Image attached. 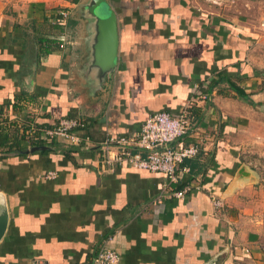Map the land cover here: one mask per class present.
<instances>
[{
  "label": "crops",
  "instance_id": "1",
  "mask_svg": "<svg viewBox=\"0 0 264 264\" xmlns=\"http://www.w3.org/2000/svg\"><path fill=\"white\" fill-rule=\"evenodd\" d=\"M86 1L0 0V126L15 123L27 136L32 123L49 127L75 115L87 138L42 140L46 154L0 155V264H89L101 246L116 250L120 264H264V227L243 201L237 207L251 184L239 172L233 136L264 112L260 35L188 0H106L117 17L118 50L103 75L91 62ZM188 103L193 128L177 142L200 150L191 158L198 171L177 166L179 183L191 176L185 196L175 197L158 172L100 167L107 134L128 135L147 115L176 114ZM50 170L54 178L45 177Z\"/></svg>",
  "mask_w": 264,
  "mask_h": 264
},
{
  "label": "built area",
  "instance_id": "2",
  "mask_svg": "<svg viewBox=\"0 0 264 264\" xmlns=\"http://www.w3.org/2000/svg\"><path fill=\"white\" fill-rule=\"evenodd\" d=\"M61 15L66 18L67 12L62 11ZM190 108L188 103L176 114L166 110L156 111L147 115L139 129L128 135L107 134L100 142V167L124 164L135 169L158 172L164 176L165 187H170L175 197L185 196L192 188L189 183H184L177 190H172V186L177 185L181 179L177 171L178 164L184 159L195 157L200 150L197 142L186 145L177 142L192 131ZM82 127L84 122L79 118L64 117L49 127L39 128L32 123L28 128L27 137L33 140H62L81 144L87 139L78 133ZM55 175L56 173L50 170L46 172L45 177L54 178ZM212 202L216 208L223 206L218 198H213ZM30 264L51 263L46 259L37 258ZM89 264H120V254L113 248L101 246Z\"/></svg>",
  "mask_w": 264,
  "mask_h": 264
},
{
  "label": "rangeland",
  "instance_id": "3",
  "mask_svg": "<svg viewBox=\"0 0 264 264\" xmlns=\"http://www.w3.org/2000/svg\"><path fill=\"white\" fill-rule=\"evenodd\" d=\"M53 5L72 0H49ZM84 1V0H80ZM201 12L234 19L251 27L262 39L263 47L257 57L262 60L264 69V0H188ZM73 9L72 12H74ZM70 15V14H69ZM251 121L246 122L240 129L234 130V138L240 146L239 159L242 166L249 172L251 189L240 195L237 207L249 214L255 225L264 227V112L251 115ZM235 206V208L237 209ZM250 212V213H249ZM264 238V231H263Z\"/></svg>",
  "mask_w": 264,
  "mask_h": 264
},
{
  "label": "water",
  "instance_id": "4",
  "mask_svg": "<svg viewBox=\"0 0 264 264\" xmlns=\"http://www.w3.org/2000/svg\"><path fill=\"white\" fill-rule=\"evenodd\" d=\"M84 17L91 19L94 30V45H92L91 62L104 75L115 66V58L118 50L117 17L114 9L106 0H88L84 4ZM46 146L32 148L41 149ZM244 176L249 172L243 168L239 170ZM5 224L0 223V237Z\"/></svg>",
  "mask_w": 264,
  "mask_h": 264
},
{
  "label": "trees",
  "instance_id": "5",
  "mask_svg": "<svg viewBox=\"0 0 264 264\" xmlns=\"http://www.w3.org/2000/svg\"><path fill=\"white\" fill-rule=\"evenodd\" d=\"M72 2L77 3L79 2V0H72ZM65 18H63V16L61 14H58L56 16V20H55V25L56 28L60 29L61 25L63 24L62 21ZM49 49L44 50V52H49ZM259 73V71L257 69H253V74H257ZM218 78L221 80L225 79L228 84L229 87L231 89H233L234 91L237 92V94L243 98H248L249 97V93L245 92L244 89L239 86V84H237L235 81H233L230 77H228L227 75L223 76L222 74L217 75ZM237 78H239V76H237ZM218 79V80H219ZM18 97V96H16ZM9 102V100H8ZM260 104V103H258ZM70 117H76L77 116H70ZM8 124V123H7ZM13 129L10 130V128L5 124L3 127L0 126V149H1V157H5L8 155H24L25 153H27V151L29 150V148H35V147H40V146H46L45 142H43L42 140H33L32 138H29L26 136V134L24 132H19L18 128H17V124L15 123H9ZM25 129V128H24ZM50 147H43L41 149H35L36 152H39L41 154H46L48 153V151H50ZM34 150V152H35ZM196 159V158H195ZM195 159H191V158H187L183 160V164L184 165H188L190 166V169H194L196 168L197 171L199 170L198 164L196 162ZM191 176H189L188 178L190 179ZM188 178H186L183 182L178 183L176 188H180L187 180H189Z\"/></svg>",
  "mask_w": 264,
  "mask_h": 264
}]
</instances>
